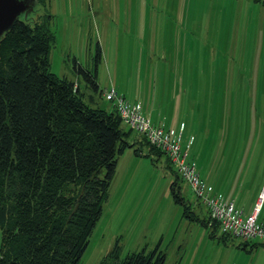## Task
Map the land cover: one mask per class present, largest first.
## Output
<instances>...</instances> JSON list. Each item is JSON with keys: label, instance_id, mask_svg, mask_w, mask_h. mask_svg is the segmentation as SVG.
Instances as JSON below:
<instances>
[{"label": "rangeland", "instance_id": "374dc122", "mask_svg": "<svg viewBox=\"0 0 264 264\" xmlns=\"http://www.w3.org/2000/svg\"><path fill=\"white\" fill-rule=\"evenodd\" d=\"M29 17L47 20L54 34L52 72L87 86L103 107L113 103L95 92L80 69L97 71L103 93L114 88L160 109L163 125L168 117L182 132V146L203 175L206 164H215L208 180L241 203L245 214L256 205L264 188L263 0H44ZM133 157L132 150L120 156L110 198L79 264H98L118 239L124 255L159 246L165 264L238 258L241 239L220 242L184 216L165 156L155 162ZM181 190L206 218V206L187 181ZM1 246L0 229V252ZM258 249L242 260L264 258V246Z\"/></svg>", "mask_w": 264, "mask_h": 264}, {"label": "trees", "instance_id": "16d2710c", "mask_svg": "<svg viewBox=\"0 0 264 264\" xmlns=\"http://www.w3.org/2000/svg\"><path fill=\"white\" fill-rule=\"evenodd\" d=\"M53 37L47 20L27 17L0 38V264H79L110 198L118 160L129 148L142 156L138 143L150 146L145 156L154 162L165 156L184 216L226 244L232 236L220 235L210 215L202 219L193 210L182 195L183 178L162 150L145 136L134 140L113 102L103 107L87 86L52 72ZM79 71L102 97L97 71ZM123 252L118 239L98 264L166 262L159 246Z\"/></svg>", "mask_w": 264, "mask_h": 264}, {"label": "built area", "instance_id": "2783aa9c", "mask_svg": "<svg viewBox=\"0 0 264 264\" xmlns=\"http://www.w3.org/2000/svg\"><path fill=\"white\" fill-rule=\"evenodd\" d=\"M104 96L118 108L128 127L138 136H145L151 145L162 150L170 158L183 180L188 182L198 200L206 206L211 218L210 223L218 224L219 234H229L243 242L256 241L264 245V222L258 219L264 201V188L254 210L245 214L234 199L226 198L202 178L197 163L189 159L188 150L182 146V132L176 133L154 123L144 114L140 103L131 102L114 88L104 91ZM190 145L191 142L187 147Z\"/></svg>", "mask_w": 264, "mask_h": 264}, {"label": "crops", "instance_id": "0c3cea01", "mask_svg": "<svg viewBox=\"0 0 264 264\" xmlns=\"http://www.w3.org/2000/svg\"><path fill=\"white\" fill-rule=\"evenodd\" d=\"M256 2H258V1H262V0H255ZM264 1V0H263ZM239 20H240V18H239ZM222 21H223V23H225V18L224 17H222ZM223 31H224V28H223ZM130 101H133V102H141L142 103V105H143V112H144V114L145 115H147L154 123H162V125L164 124V122H165V120L164 119H166V117H164L163 115H162V112H161V110L159 109L158 111L156 110V108H154V107H152L150 104H146V103H144V102H142L141 100H137V99H133V100H130ZM164 118V119H163ZM165 124H167V125H163L164 127L166 126V128L167 129H169V130H175V131H177V129H175V128H173V127H176L175 126V124H171V121L168 119V117H167V123H165ZM134 134L135 135H133L132 136V138H134V140H137V139H135L136 137H138V135L134 132ZM182 141H183V135H182ZM192 144V143H191ZM140 146H142V151H143V155L142 156H138V155H136L135 153H134V149L133 148H129V149H127V151L128 150H130V152H131V150L133 151V154H134V160H136V159H140V158H142L143 156H145V154L148 152V149L146 150L145 149V146L144 145H142L141 143H138L137 144V147H140ZM191 146V145H190ZM119 161V160H118ZM166 163H167V161H166ZM197 166H198V170H199V172H200V175L202 176V178H204L208 183H210V184H212L215 188H216V190L219 192V193H221L222 195H224L226 198H232V199H234L235 200V203H236V205L239 207V208H241V209H243V206H241V203L239 204V203H237V200L235 199V198H233V197H231V196H228L227 195V193H225L220 187H218L215 183H213V182H210L209 180H208V178H211V177H213V174L215 173V164L213 165V164H210V165H205V172L204 173H206V176H204L203 175V169L201 168V166H199L198 165V163H197ZM118 168H119V166L117 165V170H118ZM116 172H118V171H116ZM217 172V171H216ZM218 178H215V180H217ZM222 180V179H221ZM261 194V193H260ZM257 202V201H256ZM255 202V203H256ZM254 203V204H255ZM263 206H264V201H263V204H262V208H261V210H260V212H259V214H258V219L260 220V221H262V222H264L263 220H261V218H260V215H261V212H262V209H263ZM254 205L251 207V208H249V210H248V212H247V214H249V213H251L253 210H254ZM244 210V209H243ZM207 213H208V211H207ZM209 215V214H208ZM256 241H253V243H255ZM242 243V242H241ZM248 247H250V245L248 246ZM239 248H241V249H236V251H235V253L237 254V256H238V258L235 256L234 258H233V261L232 262H224V264H264V258L263 257H260V255H259V257L257 258L256 256L255 257H252L251 258V261L250 262H244L243 260H242V254L243 253H249V254H255L259 249H256V250H254V251H248V249H245V248H243V246H241V244L239 245ZM252 256H254V255H252Z\"/></svg>", "mask_w": 264, "mask_h": 264}, {"label": "water", "instance_id": "95a60500", "mask_svg": "<svg viewBox=\"0 0 264 264\" xmlns=\"http://www.w3.org/2000/svg\"><path fill=\"white\" fill-rule=\"evenodd\" d=\"M27 0H0V38L11 29L20 15L30 13Z\"/></svg>", "mask_w": 264, "mask_h": 264}, {"label": "flooded vegetation", "instance_id": "af4514ba", "mask_svg": "<svg viewBox=\"0 0 264 264\" xmlns=\"http://www.w3.org/2000/svg\"><path fill=\"white\" fill-rule=\"evenodd\" d=\"M28 1V4H29V7H32V10L31 12L37 10V6L41 4V2H43L44 0H27ZM29 17V14L28 13H25V14H22L20 15L19 19H25Z\"/></svg>", "mask_w": 264, "mask_h": 264}]
</instances>
